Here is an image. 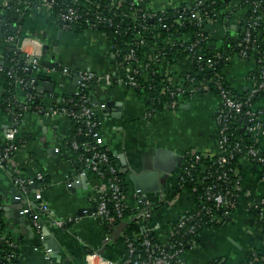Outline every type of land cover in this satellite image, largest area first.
Returning a JSON list of instances; mask_svg holds the SVG:
<instances>
[{
  "label": "crops",
  "instance_id": "1",
  "mask_svg": "<svg viewBox=\"0 0 264 264\" xmlns=\"http://www.w3.org/2000/svg\"><path fill=\"white\" fill-rule=\"evenodd\" d=\"M241 1L243 0H230L226 3L228 5L225 10L219 11L216 19L209 21L207 31L212 39L211 52L222 50L221 42L224 39L238 41L248 12L247 8L239 6ZM4 2L6 0H0L2 5ZM143 2L153 11H164L174 5H192L196 0H143ZM21 8L23 24L15 25V31L20 33L18 44L27 38L30 39L28 44H39L38 42L44 44L46 37L49 43L54 41L60 48L56 63L47 58L54 55L51 48L47 56L43 55L42 64L52 66L61 64L74 72L90 70L98 75L121 78L123 71L112 53L111 40L107 35L97 28L84 31H77L76 27L64 28L57 16L52 14L51 9L42 4L32 6L22 1ZM260 18L263 28L257 34L259 40L264 36V10ZM14 43H6L2 35L0 62L3 64L4 57L9 51L18 50L17 46L15 48L10 46ZM168 43L169 40L149 43L144 48V58L154 57L150 54H158ZM259 46L263 47V44ZM257 51L259 50H254L247 58L235 55L223 69L225 78L239 94L251 88L250 74L257 68L259 54ZM163 61L167 63L166 58ZM160 63L157 64L159 72ZM191 65L188 58H179L173 62L171 75L175 85L183 84V74L190 72ZM48 68H37L34 71V75L36 77L41 75L44 79L42 81L51 88L50 93L42 92L44 107L52 105L53 96L72 94L77 89V83L73 78L60 73L48 74L46 71ZM89 93L95 102L106 103L112 100L118 107L121 106V111L112 109L109 116L101 115L102 134L105 147L116 156L121 171L126 175L130 208L136 204L132 199L136 188L131 175L151 170L157 150H171L183 156V165L186 154L190 152L219 153L216 116L220 100L212 91L206 94L199 91L188 98H180L176 107L164 106L163 111L153 109L148 94L128 90L120 85L115 87L95 85L90 88ZM2 94L3 89L0 85V141L10 125L9 116L2 108ZM256 110L264 122V114L261 113L264 110V99L257 104ZM20 136L21 138L26 136L27 140L18 148L14 157V168L19 171L22 178H31L37 172L44 174L46 179L44 197L51 218L56 220L75 218L72 225L68 224L61 229L47 223L49 227L47 234L54 238L60 250L51 256L50 261L46 260L43 251L33 250L30 234L24 233L27 230L26 221L21 220L13 230L11 229L13 223L7 218L9 213L5 209L14 206L13 190L16 188L10 174L0 170L4 222L7 232L20 243V264H89V256L94 253L101 254L106 260H124L127 252L120 228H116L113 234L108 236L104 227L89 214V210L96 209V191L103 181L93 175L86 178L80 176L74 156L63 151L56 152V148L64 144L66 138L70 136V121L59 115L45 116L30 111L23 118ZM257 145L264 153L263 134L259 135ZM182 168H177L173 175L161 174L160 190L146 194L154 206L148 230L159 242L170 241L178 220L193 208L192 198L186 191L175 193ZM238 168L242 177L238 209L223 225L208 226L201 232L197 245L185 253V264H209L214 260H219V264H248L254 250L264 256V230L259 228L260 221L248 210L254 202L264 200V180L261 178L260 168L248 159H242ZM69 181L73 183L72 188L67 186ZM21 206L24 207V204ZM79 212L84 215L80 216ZM45 243L46 240L44 246Z\"/></svg>",
  "mask_w": 264,
  "mask_h": 264
},
{
  "label": "built area",
  "instance_id": "2",
  "mask_svg": "<svg viewBox=\"0 0 264 264\" xmlns=\"http://www.w3.org/2000/svg\"><path fill=\"white\" fill-rule=\"evenodd\" d=\"M26 4L30 5L26 0H23ZM141 0H135L132 2L130 0H111L109 10L113 13L114 18H120L128 20L132 23V30L136 32V41L132 44V49L128 52L126 61V71H123L121 78H112L111 76L98 75L90 70H84L80 72H74L61 64H55L46 71L48 74L60 73L65 77H70L73 79H78L77 89L75 93L76 97H79V102H74L72 99L67 100L64 96H53L52 105L49 107L37 106L34 112L38 114H43L45 116L59 115L60 117L67 118L69 121H74L79 127L76 129L75 136L68 143V138L64 144L56 148V152L69 153L72 157L74 154L78 155L77 162L79 163L80 176L87 177L88 175H93L103 183L100 185L96 191L95 203L96 209L92 213V217L99 222L101 225H106L110 229L120 228V235L122 236L125 246H126V258L122 261H111L106 260L101 254L94 253L89 256V264H185L184 255L185 253L197 245L195 239H198L200 234L196 233L199 226L208 227L215 226L222 222L223 218H230L233 216V212L236 208V195L241 193L242 178L239 172V168L236 167L231 173L237 177L235 182L231 179V176L223 173L217 176V181L223 182L226 186L228 185V190L221 191L215 190L216 185H205L207 200L212 202V206H201L193 215L191 214L192 209L186 213L180 220L176 229L173 231L172 238L179 235L180 231L186 229V235H195V239L188 240L187 242L183 240L177 245H174L173 240L167 242L153 243L148 234H144L141 242L139 241V235L130 230V223L133 220H128L125 216L126 208L128 206V200L130 196L128 191L124 189V186L118 179V174L121 171L120 164L116 159V156L105 147L104 137L102 134V117L104 110L106 109V103H93L88 104V101L92 102L91 95H87L92 86L103 84L106 86H122L128 90L139 89L141 84L139 82L140 76H145V69H149L151 66H157L161 63V76L164 77L160 84L159 92L162 95H169L172 98L171 102L165 104L168 107H176L177 101L180 98H188L190 95L196 94L199 91H204L206 93L211 92L208 81L203 84V82L197 79L198 72L195 73L193 77L191 74L186 77L187 83L183 82L182 85H175L172 78V66L163 61L164 56L159 52L156 56L150 58H141L139 56V51L144 49L149 43L146 37H142L139 32H152L157 26L162 28H167L169 26H183L186 21L199 22L201 25L204 23V19L200 16L197 8L204 5L206 0H196L192 6L188 8H181L177 11L178 16H173V24L169 25L166 18L155 13H143L140 8H137L135 4ZM73 5L67 6L66 8H60L58 12V20L64 28L73 29L75 28L79 21L83 19L82 13L79 11L78 5H81V0H72ZM40 4L49 9H54L57 7V0H41ZM86 5V11H91L93 9L89 3ZM39 6V4H38ZM178 6V5H177ZM3 7H8L7 1L3 3ZM252 14L246 20L242 42L238 44L239 57L247 58L249 43L253 42L254 35L260 30L261 18L260 15L263 13L264 6L262 2L253 1L252 2ZM172 8H177L175 5ZM115 9L124 10L121 14H118ZM179 9V8H177ZM189 9V10H188ZM182 12V14H180ZM189 12L187 15H184ZM89 16V14L87 13ZM216 16V15H215ZM214 16V17H215ZM172 19V18H171ZM102 20L101 15L97 14L92 20L89 18L85 22L88 24H94L93 28H96V23ZM112 19L108 23L112 25ZM151 24H149V22ZM3 24L0 19V27ZM169 26H168V25ZM149 33V34H150ZM210 35V34H209ZM210 38V36H209ZM17 38L14 36H8L5 38L6 43H13ZM206 40L207 36L204 38ZM30 39H23L20 44H16L18 50L17 52L21 57L22 72L25 74L32 73L37 68H41L42 57H43V45L39 44H28ZM32 40H34L32 38ZM169 43L166 47H170L174 43V38H167ZM229 42V41H228ZM231 42V41H230ZM12 45V44H10ZM186 50H192V47L183 45ZM230 46L224 47L222 50L212 52V57H205L201 53H196L193 56V61L198 64L204 63L206 70L217 71V66L220 61H225V63H230L235 56L232 50H229ZM262 50L257 51L259 54ZM258 64L262 65V70L260 72V79L262 82H258V78L251 79V90L252 94L258 93L260 90L264 89V50L261 59L258 57ZM144 73H143V71ZM154 71L149 73L153 76ZM0 74H5L9 78H12L15 74L14 70L4 71L3 65H0ZM16 86L20 88V95L13 96V100L10 98L6 110L8 111V116L10 120L9 128L1 140L4 144L0 145V170L7 171L13 180L14 187L18 190L19 195L15 197L16 200L23 202L24 207L21 211L23 216H29L30 225L33 227L34 238H33V250L35 252L43 251L46 260L51 259L52 250L46 248L43 244L45 242V236L49 230L47 223L51 224L56 228H65L68 224H73L75 218H69L65 220H56L50 217L48 203L44 197V190L46 188V179L42 172H37L35 176L31 178H22L19 171L14 168V157L20 146L17 142L20 141V128L23 118L26 113L32 110L31 103L35 98L40 97L43 99V93L34 94L26 92L27 89H36L40 82L35 78L26 80L25 78L17 79ZM213 82L216 92L218 93V98L220 100V108L218 110L216 121L218 125V147L219 153H223L227 150L228 136L226 132L232 128L234 121L237 117L243 122L248 120L250 125L247 127V131L254 135L256 138L255 143H252L249 147L242 150L240 146L235 147V150L242 153V159H248L250 162H256L258 164L264 165V154L260 149L255 147L257 144L259 135H264L263 121L260 119L259 113L256 110L255 105L251 102V99L246 101H240L232 96V91L223 83L222 78L218 73H215L213 78L210 79ZM213 92V91H212ZM215 92V91H214ZM90 94V93H89ZM247 106L248 109H244ZM68 139V140H67ZM22 146V145H21ZM192 152V156L195 155ZM201 157L209 159L208 154H202V156H196V160ZM233 157V156H231ZM241 159V160H242ZM240 160V161H241ZM228 157L223 155L219 159V166H224L228 164ZM202 170L207 171L209 167L204 164H200ZM180 175V174H179ZM179 177V176H178ZM230 177V178H229ZM264 180V177H262ZM231 180V182H229ZM199 184L207 183L205 180H199ZM68 188L73 187V183L69 181L67 183ZM196 191V189H194ZM188 193V192H187ZM190 196L191 194L188 193ZM165 198V196H164ZM194 202L193 197L191 196ZM136 204L133 209L137 210L139 215L144 221L150 220L152 217L153 204L151 201L142 195L140 191L136 190L133 198ZM257 210L256 219L260 220L264 218V200L254 202L250 210ZM87 214V212H85ZM207 219L205 225L204 220ZM194 224L186 228V223L193 221ZM1 222V219H0ZM142 222V223H141ZM114 229V230H115ZM110 236L113 233L107 232ZM0 242H4L8 245L9 249L5 256H0V263L5 262L6 264H20L21 251L20 243L18 240L14 239L7 230L0 231ZM139 250L141 254L139 257L136 256ZM260 255V254H259ZM251 259L248 264H256L259 260L258 255L253 251L251 253ZM264 263V256H261Z\"/></svg>",
  "mask_w": 264,
  "mask_h": 264
},
{
  "label": "trees",
  "instance_id": "3",
  "mask_svg": "<svg viewBox=\"0 0 264 264\" xmlns=\"http://www.w3.org/2000/svg\"><path fill=\"white\" fill-rule=\"evenodd\" d=\"M23 0H13L11 6L4 8L3 5L0 3V18L2 19L3 24L1 25V32L4 38L8 36H14L18 38L20 35L19 32L15 31V25H21L23 24V18H22V8H21V2ZM30 5L32 6H37L40 4L41 0H26ZM82 3L81 5H78L79 11L83 15V19L79 21L78 25L76 26L77 31H84L85 29H90L93 28L94 24H88L86 19H94L97 14L101 15L102 20L99 22V24H95L96 28L104 33L105 35L108 36V38L111 40V45H112V53L114 54L116 60L118 61L119 65L121 66L122 71H126V61L125 58L132 49V44L136 41V32H133L132 30V23L128 20L123 19L121 16L120 18H114L112 15L113 13L110 12L109 6L111 3V0H81ZM132 2H135V0H130ZM255 0H243L240 2V7L241 8H247V19L249 16L252 14V2ZM57 7L52 9L51 12L58 18V12L60 8H66L67 6H72V0H57ZM93 8L90 9L91 11H86L87 7L84 4H88ZM228 4L224 2V0H206L204 5L199 6L197 8L200 16L202 19H204V24L205 26H202L198 21H186L183 26H169L170 24L172 25L174 20L173 16H178L179 14L177 11H180L181 8H188L190 5H178L176 6L177 8H170L166 9L164 11H153L150 9L148 6H146L145 2L143 0L137 2L135 6L137 8H140L143 13H157L158 15H161L166 18V21L168 22L167 28H162L160 25L157 26L155 30H152L148 32H139L142 37H146L147 42L146 43H156L158 40L163 41L167 38H174V43L170 47H165L161 50L162 56H165L167 59V63L169 65H173V62L176 61L179 58H188L191 61V70L188 73L183 74V82L185 84L187 83L186 77L188 75H192L193 77L195 76V73L198 72L197 79L201 82L210 83L209 87L210 89L218 96V93L216 92L215 86L213 82H210V79L213 78L215 73H218L220 77L222 78L223 83L232 91V96L236 99H239L240 101H246L247 99H251L253 105L255 107L257 104H260L263 99H264V89L260 90L256 94H252L251 88L243 92L242 94L237 93L234 88H232L231 83L229 80L225 78L223 69L224 67L227 66L228 63H225V61H220V63L217 66V71L213 70H206L204 69L205 65L204 63L198 64L197 62L193 61V56L196 53H201L205 57L209 58L212 57V52H211V44H212V39L211 37L209 38V33L207 31L209 21H213L216 19L215 15H218L219 11H224L225 8L227 7ZM262 5L264 6V2H262ZM192 6V5H191ZM189 10V9H188ZM118 14H121L124 10L122 9H115ZM89 14V16L87 15ZM189 12H186L184 15H187ZM182 14V12H180ZM215 16V17H214ZM172 18V19H171ZM110 19H112L111 23L112 25L110 26L108 23L110 22ZM149 24H151L150 21H148ZM246 23V22H245ZM244 23V24H245ZM262 25L260 29H262ZM244 32V30H242ZM150 33V34H149ZM207 36V39H204ZM264 37V36H263ZM261 38L259 40L257 33L253 37V42L249 43V50H248V56H250L254 50L256 49H261L262 51L260 54H258V57L261 59L263 55V50H264V38ZM243 38V33L239 34L238 36V41L233 42L229 41L228 38L224 39L221 43L223 44L222 48L230 46L229 50H232L236 56H238L240 49L238 48V45L235 44H240L242 42ZM225 40H227L225 42ZM225 42V43H224ZM166 44V43H165ZM263 44V47H260L259 45ZM183 45L192 47L193 49L186 50V47H182ZM144 49H141L139 51V56L141 58H144ZM156 56L157 53H152L150 56ZM21 57L20 54L17 52L16 49H13L9 51L5 57H4V64L3 68L4 71H11L14 70L15 74L12 78H9L8 76H5V74H0V85H2L3 89V94L1 97V104L3 110L8 114V111L6 110V107L8 106V103L12 102L13 96L18 95L20 88L16 86V80L25 78L26 80H30L32 78H35L37 81H42V76L39 75L36 77L34 75V71L32 73L25 74L22 72V64H21ZM264 65V62H263ZM173 67V66H172ZM142 70V69H141ZM145 76H140L139 82L141 84L139 89H136L137 92L141 94H148L152 107L154 110H159L163 111L164 106L166 103L171 102L172 98L169 95H162L159 92L160 84L162 82V79H164L163 76H161L159 69L157 66H151L149 69H145ZM262 70V65H259L257 63V68L254 69V71L251 72L250 77L251 79L253 78H258L260 75V72ZM143 71V70H142ZM155 72L154 75H151L149 73ZM144 73V71H143ZM258 82H262L260 77L257 79ZM26 92L28 93H34V94H40L38 91V87L34 90H29L27 89ZM200 93L206 94L204 91H200ZM86 94L89 96L88 92ZM67 100L72 99L74 102H79V97H76L75 94H66L63 95ZM12 99L9 101V99ZM95 101L92 99V102L88 101V104H93ZM32 110L37 106H43L42 99L40 97L35 98V100L31 103ZM244 109H248L247 106H244ZM237 120L234 121V124L232 128H230L226 134L229 137L227 146H226V151L223 153V155L227 156L229 161L228 164H225L224 166H219V159L223 155L221 154H210V153H198L195 152L192 156V153L186 154L185 158L186 161L183 165V168L181 170V173L178 177L177 180V186L175 193H181L182 191H186L191 194V196L194 199V209H192L190 215H194L196 211L199 209L201 206H212V202L207 200V195H206V190H205V185H216L215 190H221V191H226L228 190V185L226 186L223 182L217 181V176L220 174H227V176L232 177V181L235 182L237 179L236 176H234L231 171L233 169L235 170L236 167H239L240 160L243 158L242 153L238 152L235 150V147L240 146L242 150L245 148L249 147L252 145V143H255L256 138H254V135L251 137L247 136L245 132H242V128L244 125V121L240 122L241 120L239 117L236 118ZM79 127L78 124H76L74 121L70 120V138L68 140V143L71 142V139L75 136L76 129ZM220 136H218L219 138ZM26 136L24 138H21L20 141L17 142L18 146H21L26 143ZM4 144L3 142L0 141V145ZM255 147L259 149V146L255 144ZM202 154H208L209 159H206L204 157H201L199 160H196V156H202ZM264 154V153H263ZM233 156V157H231ZM78 158L77 154H74V159L76 161ZM78 163V162H77ZM255 166L260 168V174L261 178L264 177V165L258 164L256 162H251ZM200 164H204L205 166L209 167L207 171L202 170L200 167ZM79 166V163H78ZM125 174L123 172H120L118 174V179L124 186V189L128 191V185L126 183L125 179ZM230 178V177H229ZM242 178V177H241ZM205 180L207 183L205 184H199V180ZM231 180L229 182H231ZM196 189V191H194ZM236 208L233 213L238 209L239 207V202L241 198V193L236 195ZM154 207V206H153ZM250 214L253 217L257 216V210L252 209L250 210ZM125 216L127 217L128 220H133L130 223V230L137 233L139 235V241L138 243L142 241L144 234H148L152 242L158 243L159 240L156 239L151 231H149V226H148V221H144L142 224H139L142 219V217L139 215L138 211L133 209V208H126L125 211ZM0 231L2 232L3 230L6 229V224L4 222V212H3V207H2V195L0 193ZM229 218H223L222 222L215 224V226H220L223 225ZM208 221L207 219L204 220V225ZM260 227L264 230V218L260 219ZM178 222L176 223L174 230L177 227ZM194 224V220L187 222L186 223V228L190 227L191 225ZM104 229L109 232L110 234L113 233L115 228L110 229L106 225H102ZM206 227L199 226L196 230L197 234H201V232L205 229ZM187 230L183 229L180 231L179 235L175 236L172 238L174 245H177L180 243L181 240L184 239L185 242L191 239H195V235H186ZM196 242L198 243V239H195ZM9 247L7 244L4 242H0V256H5L7 254ZM139 250L138 254L136 256L139 257V254H141ZM256 255H258L259 260L256 262V264H261L263 261L259 255V252L257 250H254ZM251 259V256L249 257V260ZM219 260H214L209 264H219ZM0 264H6L5 262H2Z\"/></svg>",
  "mask_w": 264,
  "mask_h": 264
},
{
  "label": "water",
  "instance_id": "4",
  "mask_svg": "<svg viewBox=\"0 0 264 264\" xmlns=\"http://www.w3.org/2000/svg\"><path fill=\"white\" fill-rule=\"evenodd\" d=\"M7 1V5L8 7L11 6L12 1L10 0H6ZM230 0H224L225 3H228ZM6 8V7H4ZM1 19V18H0ZM2 20V19H1ZM2 38V34H0V39ZM44 45H43V52L42 54L44 56H47L48 53L50 52L51 48L54 52V55L48 57L47 58L49 60H51L53 63H56V57L60 54V48L58 47V44H56V42H48V39L46 37H44ZM19 39L17 38L15 40V43L10 45L11 47L16 46V44H18ZM10 47V48H11ZM9 48V49H10ZM0 65H3V62H0ZM41 68L43 67H49L51 68L52 65L51 64H42L40 65ZM74 82H76L78 84V79H74ZM38 90L40 92H51V88L50 85L45 83V81H42L40 83V87L38 88ZM96 104H98L99 102H95ZM106 109L104 110L103 114L106 116H109L110 112L112 111V109H117L118 111H121V106L118 107V104H116V102L110 100L108 102H106ZM262 114H264V110L261 111ZM264 123V122H263ZM244 127L242 128V132H245L247 134V136L251 137L252 134L250 132L247 131V127L250 125V122L248 120H244ZM263 128H264V124H263ZM183 161H184V157L177 154L174 151L171 150H162L159 149L156 151L155 156L153 158V166L151 170H148L147 172H143L140 174H132L131 175V179L132 182L135 185L136 190L140 191V193L142 195H144L146 197V194L148 193H154V192H158L160 190V176L161 174L163 175H173L176 172V169H181L182 165H183ZM86 178V177H85ZM19 195V192L17 189L13 190V199H14V206H9L10 208L5 209V211H8V215L7 218L12 220V225H11V229L13 230L14 227L19 224V222L21 220L26 221L27 223V230H25L24 233L26 234H30V238L31 240H33L34 238V232H33V227L31 225H28V220H29V216L25 215L23 216L21 214V211L23 209V206H21V204H23V202H20L18 200L15 199V197ZM95 211V209L89 210V214L92 215V213ZM88 212V211H87ZM80 216H83L84 213L82 214V212H79ZM45 240H46V248H49L52 250V254L51 256L55 253H57L60 250V247L58 245V243H56V241L54 240L53 237H51V235L47 234L45 236Z\"/></svg>",
  "mask_w": 264,
  "mask_h": 264
}]
</instances>
